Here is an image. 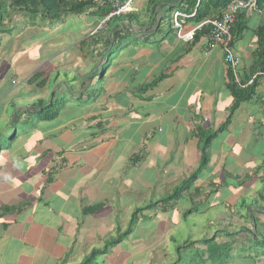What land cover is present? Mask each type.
Returning <instances> with one entry per match:
<instances>
[{
    "label": "crops",
    "instance_id": "crops-1",
    "mask_svg": "<svg viewBox=\"0 0 264 264\" xmlns=\"http://www.w3.org/2000/svg\"><path fill=\"white\" fill-rule=\"evenodd\" d=\"M137 1L131 12L142 22L154 1L158 33L168 7L170 13L180 7L190 14L180 0ZM262 11L247 12L246 30L234 45L239 81L253 79L254 94L232 115L229 67L221 49L209 51L204 38L190 50L191 42L179 40L172 30L176 42H155L156 34L142 44L133 27L124 55L122 50L103 76L95 101L79 107L68 100L56 120L34 125L36 101L48 102L54 94L77 101L97 83L101 50L92 54L98 60L91 64L79 44L104 23L87 16L54 25L37 19L36 38L17 45L21 38L15 27L23 25L24 15L6 19L8 31L0 33V130L8 134L18 127L19 136L0 156V208H11L0 220V264H88L94 251L129 230L136 213L132 234L93 262H175V254L155 261L157 250L184 241L186 233L175 234L178 227L199 216L186 239L198 243L190 249L203 252L199 260L264 264V248H254L252 240L264 229V73H253ZM194 27L188 20L185 30ZM75 29L77 47L70 50L63 37ZM56 32L64 34L59 44L52 42L56 35L50 37ZM77 62L82 73L69 81L64 72ZM86 63L91 73L85 74ZM40 73L47 79L44 88L30 83ZM198 129L217 133L207 167L178 200L164 202L200 165Z\"/></svg>",
    "mask_w": 264,
    "mask_h": 264
},
{
    "label": "trees",
    "instance_id": "trees-1",
    "mask_svg": "<svg viewBox=\"0 0 264 264\" xmlns=\"http://www.w3.org/2000/svg\"><path fill=\"white\" fill-rule=\"evenodd\" d=\"M127 0H0V33H6L8 30H5L4 21L9 19L12 15H24L29 16L31 19H41V21H47L49 24L54 25L55 23H60L64 18L67 17H81L87 16L92 22L104 23L100 31L91 37L83 40L79 44V49L85 58H90V56L96 52L101 50L100 54V70L99 74H97V83L94 86L88 87L85 91L79 93L80 98L75 101L73 96L69 94L68 97H57L55 94L54 98H51L50 101L45 102L43 100L36 101L33 104L35 108L32 112L33 118H31V125H34L36 122H44V121H53L56 120L59 114L63 111L64 107L67 106L68 100H71L77 106H86L89 105L90 102L95 101L98 96L102 92V85L105 73L110 69L112 63L116 60L117 55L120 54L123 48L126 47V40L129 36H131L132 28L137 27L142 35L141 39L144 41L143 43H149L153 37L158 34L160 31V27L155 23L156 17L158 13H156L153 9L154 1H150L146 11L144 14L146 16L145 19H148L146 22H142L140 20L139 14L128 12L125 14L117 15L111 17V15L116 11L117 4H122ZM136 1V0H134ZM233 0H200L199 7L197 9L195 17L190 19L191 22L196 26L200 24L205 19L217 20L222 16V12L226 9V7ZM198 0H180L179 5H185L187 12L191 13L196 5ZM134 4V2H133ZM264 8V0L258 1V11H252L254 13L262 12ZM249 10H242L238 13L236 21L231 30V46L234 47L235 43L241 39L242 33L246 30L247 21L246 16ZM11 12V14H10ZM171 12V11H170ZM172 13L169 15V27L170 30L173 29L172 23ZM168 18L167 15L162 17V22H165ZM209 28L203 29L201 32H197L193 38V41L190 43V50L193 49L198 43L201 42L208 35ZM257 37V44L259 48V53H257V62L254 66L253 73H264V24L259 27L255 31ZM152 38V39H151ZM136 40H138L136 38ZM131 41V40H130ZM103 45L102 49L97 48L99 45ZM189 50V49H188ZM186 50V51H188ZM229 90L234 99V105L231 108V115L239 108L241 103L248 102L253 97L254 91V82L252 86L241 88L238 87L235 83L232 70L229 68ZM42 74H38L34 76L30 83H36V86L39 88H44L47 84V79L41 80ZM93 79V76H90V81ZM40 81V82H39ZM38 82V84H37ZM159 82V81H158ZM156 82L152 85H147V87L142 88L141 90L150 89L154 86ZM243 85L244 82H243ZM140 90V89H139ZM84 95L86 96L85 100H83ZM85 101V102H84ZM16 108V107H14ZM24 115L27 111L23 112ZM18 127H16L15 132L6 134L2 130H0V156L1 154L8 150L11 145L17 140ZM11 136L10 139L8 136ZM199 140V150L201 153V162L198 169L186 180L182 183L181 187L173 194L172 197L165 200L164 202H170L171 200H178L180 196H182L186 191H188L199 179L204 169L207 167L209 157L207 154L209 145L213 138L216 137L217 133H204L203 130H196L195 134ZM8 142L7 143V140ZM6 144V145H5ZM151 208V207H149ZM11 211L10 207H1L0 208V220L4 218ZM14 211V210H13ZM141 211V210H140ZM139 211V212H140ZM138 212V211H137ZM137 220V213L134 215L131 226L129 230L121 235V237L114 239L109 242L106 248H103L99 251H94L92 254L91 261L95 260V257L109 254L113 248H115L118 244H120L123 238L131 235L133 232V225ZM264 229L259 232L257 231L254 234V248H264ZM213 241V240H212ZM211 240H205V244L210 243ZM197 242L185 243L183 246H179L177 248V254L179 259L174 264H183L182 261V251H186L189 248H192ZM213 252V248L211 249ZM198 257L202 255L203 252L200 250L197 251ZM211 253V252H210ZM212 254V253H211ZM217 251L213 252L212 256H216ZM226 257H229L227 254ZM197 258V257H196ZM218 258V257H217ZM215 257V261L213 263H218V259ZM198 259V258H197ZM217 259V260H216ZM212 260V259H211ZM92 262L88 263L91 264ZM206 263V262H205ZM203 260H199L197 264H205ZM212 263V261H211ZM192 264V263H191Z\"/></svg>",
    "mask_w": 264,
    "mask_h": 264
},
{
    "label": "built area",
    "instance_id": "built-area-1",
    "mask_svg": "<svg viewBox=\"0 0 264 264\" xmlns=\"http://www.w3.org/2000/svg\"><path fill=\"white\" fill-rule=\"evenodd\" d=\"M258 1L259 0H233L222 12L220 19H205L190 31H186L185 27L187 21L195 17L200 0H198L195 9L190 14L175 10L173 11L174 14H172V23L173 29L176 31V37L185 43H190L193 41L197 32H201L203 29L209 28L208 35L206 36L208 50L221 49L224 54L225 63L232 70L237 86L241 88L249 87L253 84V79L243 85L238 78L240 61L236 57L234 47L231 46V30L240 11H258ZM133 2L134 0H127L122 4L118 3L116 11L111 15V17L131 12Z\"/></svg>",
    "mask_w": 264,
    "mask_h": 264
},
{
    "label": "rangeland",
    "instance_id": "rangeland-1",
    "mask_svg": "<svg viewBox=\"0 0 264 264\" xmlns=\"http://www.w3.org/2000/svg\"><path fill=\"white\" fill-rule=\"evenodd\" d=\"M141 0H138L137 2L139 3ZM140 4V3H139ZM133 7V6H132ZM175 10H180V7H178L177 9H175ZM170 14V11H169V7H168V9H167V13H166V15L168 16V18L166 19V21L164 22V24L165 25H163V27L161 28V32L160 33H158V35H156V39H157V41H155V42H158V41H161L162 40V38H165V39H169V41H171V42H176V38L174 37V35L176 34V31L175 30H170V27H169V15ZM174 14V13H173ZM22 20H24L23 21V25H20V27H15V32L20 36V38H21V40L17 43V45H20V43H28L29 41H31V40H34L35 38H36V35L40 32V30L38 29L39 27H40V24H39V21H37L36 19H31V18H29V16H23V18H22ZM69 27V24L67 23L66 24V27L65 28H68ZM56 28V27H55ZM57 29H58V26H57ZM77 30L78 29H75L74 31H73V33L72 34H70V33H68V34H65L66 36H64L63 38H66V44H65V46L64 47H69L70 48V50L72 49V46L74 45V43L76 42L75 41V38H76V35L78 34V33H76L77 32ZM100 31V30H99ZM96 32H98V30L97 31H95V33ZM11 33V32H10ZM13 35V34H12ZM54 35H56V37H55V40H53L52 42H55L56 44H59V41L61 42V39H59V37L60 36H62V35H64L63 34V32L62 33H59V34H57V32L56 33H51V36L50 37H53ZM79 35V34H78ZM17 36V35H16ZM53 39V38H52ZM51 39V40H52ZM70 39H73V40H70ZM76 40H77V38H76ZM143 42L144 41H142V40H140V43H142L143 44ZM155 42H153V43H155ZM125 44H126V42H125ZM75 47H77V45H74L73 46V48H75ZM123 51V53H122V55L121 56H123L124 55V53H125V50H126V47L125 48H123L122 49ZM197 50H199V49H196L195 50V52L197 51ZM56 51V50H55ZM178 52H180V49H178ZM27 53V52H26ZM25 54V53H24ZM174 55H177V54H174ZM118 56V55H117ZM172 57V56H171ZM116 59H117V57H116ZM96 60H98V58H94V56L93 55H91L90 56V58H88V61L89 62H91V64L92 63H95L96 62ZM114 63V62H113ZM112 63V64H113ZM87 65L85 66V74H88V73H91L92 71H93V69L91 68H89V65H88V63H86ZM81 67V63H79V62H77V63H73V66L72 67H70V68H68L69 70H71V71H68V72H64V73H66L67 74V76H68V78H69V81H71L74 77H79V73H82V69L83 68H80ZM74 68V69H73ZM80 68V69H79ZM73 69V70H72ZM64 73H62L61 72V74H64ZM56 76H57V74H56ZM68 82V81H67ZM55 85V83L54 82H50V85H49V88H52L53 86ZM12 136V135H11ZM10 135L8 136V138L10 139V137H11ZM7 141V143H9L8 142V139L6 140ZM6 145V144H5ZM246 202H248V201H246ZM244 204V203H243ZM244 211H246V208H244ZM195 219L196 220H201V218L199 217V216H196L195 217ZM195 219H193V218H191L190 219V221H186L185 223H187L188 222V225L186 224V225H180L179 227H178V233H175V234H177V235H182L183 233H186V236L184 237V241L183 240H181V239H177L178 241L175 243V244H173L172 246H170V247H168V248H161V249H158L157 250V252L159 253V254H157V257L155 258V261L156 260H158V262L159 261H161V262H163V261H165V258H163V256L164 255H167V258L170 260L171 259V257H173V255L175 254L176 255V257H174V260H175V262L177 261V259H179V257H178V254H177V248L179 247V245H180V247L181 246H183L185 243L187 244V243H190V242H192L193 240H191V239H188V240H186L187 239V230H188V228H190V224H191V222H193ZM195 232H197V233H195V235L196 234H198V231H195ZM264 233V232H263ZM191 253V254H190ZM198 254H200V253H198L197 251H195V250H191L190 248L188 249V251L186 252V251H182V261H183V264H190V262L192 263V264H195V263H197L198 262ZM197 257V258H196ZM203 257V255H201V258ZM175 262H172V263H167V264H174ZM91 264H101V263H99V262H93V263H91Z\"/></svg>",
    "mask_w": 264,
    "mask_h": 264
}]
</instances>
